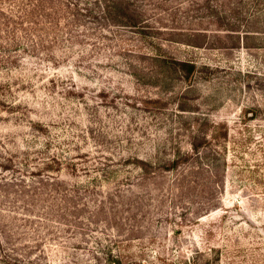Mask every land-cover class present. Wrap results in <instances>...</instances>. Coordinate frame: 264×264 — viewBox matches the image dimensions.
I'll return each mask as SVG.
<instances>
[{"label": "rangeland", "instance_id": "1", "mask_svg": "<svg viewBox=\"0 0 264 264\" xmlns=\"http://www.w3.org/2000/svg\"><path fill=\"white\" fill-rule=\"evenodd\" d=\"M38 1L0 0V264H264V0Z\"/></svg>", "mask_w": 264, "mask_h": 264}, {"label": "trees", "instance_id": "2", "mask_svg": "<svg viewBox=\"0 0 264 264\" xmlns=\"http://www.w3.org/2000/svg\"><path fill=\"white\" fill-rule=\"evenodd\" d=\"M41 2L45 3H53L51 0H39L36 9H32L31 13L27 11V15L29 17L33 18V23L37 24L34 19L39 18V13L37 10H40V5H38ZM60 3V2H59ZM62 7H64L66 10L69 11V15L67 14L65 19L67 20L69 16H71V21L75 20L77 21L78 17L80 15H83L82 12L89 13V16L94 19L98 20V16L100 14L104 15V19L106 20L105 22L109 26H126V27H136L139 25V21L137 19L136 14L132 11L128 10V7H126V1L125 0H89V1H84V8H81L80 5L77 1L72 2L71 0H66V2H62ZM46 18L48 15H45ZM52 17V15H50ZM43 17V16H41ZM50 17V18H51ZM51 23V22H50ZM231 28L235 27H228L229 30H232ZM235 32V30H232ZM247 38L249 35H246ZM181 67L186 69L188 72H194L196 70V65L191 63H179ZM140 164L145 165L146 162L142 160H138ZM1 167V166H0ZM141 170L143 167H140ZM110 264H122L120 261H112Z\"/></svg>", "mask_w": 264, "mask_h": 264}]
</instances>
